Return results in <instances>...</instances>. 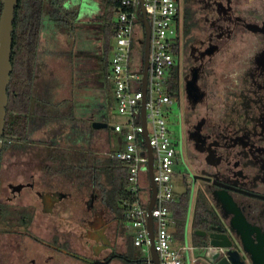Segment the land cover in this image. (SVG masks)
Instances as JSON below:
<instances>
[{"label": "flooded vegetation", "instance_id": "obj_1", "mask_svg": "<svg viewBox=\"0 0 264 264\" xmlns=\"http://www.w3.org/2000/svg\"><path fill=\"white\" fill-rule=\"evenodd\" d=\"M178 5V85L190 88V97L177 99L179 135L172 140L185 167V190H194V198L201 193L218 218L212 230L198 231L226 234L247 264H264V0H178ZM142 38H135L141 47ZM17 163L7 178L19 166L28 170L25 162ZM27 170L20 169L22 178L5 189L1 183L0 264H62L59 254L80 264L125 261L114 249L99 259L72 252L77 217L87 233L98 216L96 230L106 237L107 188L72 169L57 171L64 185L54 179L46 184ZM62 216L73 224L71 231L56 227ZM191 217L185 230L190 241ZM29 237L44 247L29 250Z\"/></svg>", "mask_w": 264, "mask_h": 264}, {"label": "built area", "instance_id": "obj_2", "mask_svg": "<svg viewBox=\"0 0 264 264\" xmlns=\"http://www.w3.org/2000/svg\"><path fill=\"white\" fill-rule=\"evenodd\" d=\"M127 11L118 13L119 28L114 39L109 79L113 88L118 112L126 118L124 124H116L113 131L119 133L123 144L110 150L107 156L126 164L129 170V190L136 194L133 203H127L128 231L134 237V245L147 253L150 264V238L148 231V205L152 198L150 175V148L152 149L153 174L156 184V200L152 215L155 228V248L159 264H188L195 246L184 240L175 244L172 227L175 223L170 204L176 200L175 164L178 149L167 127V113L171 105L186 90L178 85L177 96L169 94L170 78L176 67L179 44L180 11L178 0H143L150 24V54L146 94L143 91L142 74L145 67L144 45L135 48L136 32L145 37L144 26L139 20L140 0H120ZM142 38V39H143ZM141 39V40H142ZM140 40V41H141ZM146 99L145 117L148 140L142 124L143 100ZM169 112V111H168ZM207 258L216 251L210 244L201 247Z\"/></svg>", "mask_w": 264, "mask_h": 264}, {"label": "trees", "instance_id": "obj_3", "mask_svg": "<svg viewBox=\"0 0 264 264\" xmlns=\"http://www.w3.org/2000/svg\"><path fill=\"white\" fill-rule=\"evenodd\" d=\"M69 9H67V7ZM80 2L73 0H18L15 9L13 46L11 60L13 70L11 81L8 85L9 103L5 130L3 134V153L13 147L27 142L30 112L34 100L35 85L37 79V67L39 61L40 47L42 43V32L45 24L57 25L61 23L67 30L69 38H73L69 44L74 50L76 41L81 33L88 31L80 20ZM3 4L0 0V11ZM120 0H101V14L99 15L100 42L99 51L95 53L101 74L106 84H110L109 72L111 57L115 43V33L119 28L118 13L127 11ZM1 16V13H0ZM83 31V32H82ZM71 36V37H70ZM135 48L142 47L135 41ZM73 53V51H72ZM142 53V57H143ZM178 74L174 67L170 78L169 94L177 96ZM1 168V164H0ZM109 189H107L108 204L115 213L121 230H127L129 219L126 216L127 203L136 200V194L129 190V170L126 164L120 160L107 158L103 165ZM191 189L188 187L184 192L177 194L169 208L175 221L172 232L176 241L182 243L185 240V230L190 205ZM218 223V218L207 199L199 193L193 202L191 217L192 230L210 231ZM129 253L122 256L126 264H150L148 257L139 253L141 248L134 245V237L129 234ZM192 244L196 247L208 245V238L192 234Z\"/></svg>", "mask_w": 264, "mask_h": 264}, {"label": "crops", "instance_id": "obj_4", "mask_svg": "<svg viewBox=\"0 0 264 264\" xmlns=\"http://www.w3.org/2000/svg\"><path fill=\"white\" fill-rule=\"evenodd\" d=\"M58 43L54 44L53 47H56ZM62 46L65 45L62 44ZM72 51L74 50L70 47L69 51L62 52L63 55H60L62 58L58 59L59 64L63 65V71L71 74L69 91L63 89L56 80L52 82L51 80H43L39 75H41L42 65L46 63V60L38 61L28 140L21 143L20 148L27 160L31 159V154L34 155L36 150L37 158L33 160L32 164L36 163L37 178L41 177L44 183L47 184L49 180H53L57 171H63L67 168L72 169L76 175L81 172L91 176V178L93 177V179L96 178V181L94 180L95 186V184L100 185L99 179L103 175L105 176L103 165L108 158L107 154L110 150L121 147L119 141H122V137L115 131L118 136L112 134L113 129L110 126L107 128L93 127L94 121L108 124L111 108L107 90L108 88L111 89L112 86L104 81L97 58L92 53V57L87 56L88 60L79 63V57L73 56ZM51 71L54 77L58 74L60 76L58 71H53L52 68ZM82 78L90 79L92 84L97 87L99 99L94 102L93 100L84 102L80 98L78 99V96H74L73 89L74 87L78 88ZM111 98L115 102L114 93H112ZM65 121H69V124H65ZM67 129L70 130V134L66 135L70 144L62 146L65 143L63 140H59V145L52 142L53 139H64L63 135ZM61 146L65 149H62ZM58 149H61L60 155L62 156L55 154ZM67 153H70L71 156H66ZM28 162L25 163L29 165ZM35 171L30 170L33 174ZM188 240L192 243V238L190 241L188 237ZM175 244L179 246L181 243L175 241ZM195 248L202 249L196 246ZM202 261L209 264L202 259V255L196 256L192 264H202Z\"/></svg>", "mask_w": 264, "mask_h": 264}, {"label": "rangeland", "instance_id": "obj_5", "mask_svg": "<svg viewBox=\"0 0 264 264\" xmlns=\"http://www.w3.org/2000/svg\"><path fill=\"white\" fill-rule=\"evenodd\" d=\"M81 0H73V2H80ZM97 3L100 5V8L98 10H92L88 17L85 18H80L79 23L81 25H84L83 27L88 29V31L83 32L80 34L79 39L76 41L74 48V51L72 53L73 56L79 57V63L82 61H86L87 56H95L94 53L98 52L99 46L101 45L100 42V26L98 25L99 23V15L101 14V0H97ZM67 9H69L68 6H66ZM1 13V11H0ZM140 29L136 32V38L141 37L143 35V32ZM65 29L64 25L61 23H57V25H52L50 26L49 24H45L42 32V43L40 47V54H39V61H45L42 65V71L41 75H39L43 80H51L54 81L56 80L57 83H60V86L63 87V89H66L69 91V81L71 74L68 73L67 71H63L62 67L63 65L59 64L58 62L59 58H62L60 55H63L62 52L65 53L69 51L70 43H72L73 38H69L67 32ZM71 37V36H70ZM57 44V48L53 47L54 44ZM64 44L65 46H62ZM60 46V47H59ZM93 55H92V54ZM68 54V53H67ZM77 59L75 60V62ZM48 63V64H47ZM96 63V61H94ZM79 67V65H78ZM51 68L53 71H58L60 73V76L56 75L54 77L53 72L51 71ZM53 76V78H52ZM95 76V75H94ZM52 78V79H51ZM95 83V82H93ZM74 96H78V99L80 98L81 101L84 102H90L93 100V102L97 99H99V91L95 85L92 84L90 79L87 78H82L81 81L79 82L78 88L74 87ZM113 88H108L107 90V95L110 98V114L108 117V125L110 127H113L116 124H124L126 121V118L119 114L118 112V105L116 101L114 102L111 98V95L113 93ZM185 98V94L183 93L182 99ZM171 109L166 111V121H167V127L170 131L171 137L178 138L179 135V107H178V100L176 99L174 104L170 106ZM65 124H69V121H65ZM74 132V130H73ZM64 139H53V143L59 145V140L65 141V143L62 144V146L70 144L69 139L66 137V135L70 134V130L67 129L66 132L64 133ZM112 134H115L114 131H112ZM117 135V134H115ZM118 136V135H117ZM39 140H46V139H39ZM120 140V139H119ZM73 144V143H72ZM123 144V141H119V145L121 146ZM61 146L62 149H65ZM61 150V149H60ZM59 149L57 150L56 155H60L61 151ZM67 150V149H66ZM34 155H32L31 159L29 158L28 160L26 159V155L22 152L21 148H12L3 153L2 159H1V177H2V188L5 189V186L11 182L12 179L18 178L21 174L20 169H26V167H21L19 166L18 172H16V176H10L7 178V174L10 168V165L12 163H17L19 161L23 162H28V172L30 170H36V165L32 164L33 160H36V150L34 151ZM62 156V155H60ZM66 156H71L70 153H67ZM18 164V163H17ZM34 165V166H33ZM21 167V168H20ZM12 168V166H11ZM17 169V168H16ZM175 169L177 171H180L181 174L179 173L178 176H176L174 183H175V191L176 193L180 194L185 190L184 182H183V172L185 170V167L183 163H177L175 164ZM60 171V170H59ZM58 171V172H59ZM58 172L55 173V182L56 184L59 185H64L67 183L64 179L60 178L58 175ZM22 176L20 177V179ZM79 180V179H78ZM54 182V183H55ZM99 183L102 187H105L109 189V185L105 179V176L103 175L102 178L99 179ZM97 186V185H96ZM95 186V187H96ZM109 206V205H108ZM80 209H78V215L80 214ZM107 211V223L105 226L108 224V228L105 231L107 233L106 237L104 238L103 232H98L97 225H98V220L100 219L98 216L92 218V222L90 223V228L87 229V233L85 231V226L84 223L79 221L80 219L77 217V224L76 228H73V224L69 226L68 222L65 221L63 222L62 220L66 218V216H62L61 220L56 221V227L60 229L61 232H69L73 228L71 233L76 232L75 234V242L76 244L72 246V252H76L79 255L86 256L90 259H99L105 257L108 252L111 249L116 250L117 253L119 254H127L130 251L129 244L126 243V238L129 237V231L128 229L126 231H122L121 227L118 223V221L115 218V213L113 212L112 208L109 206L106 209ZM61 217V216H60ZM86 233V234H85ZM101 239L104 240V244H102ZM28 249L29 250H37V249H42L44 246L39 244L38 242L35 241V239L28 238ZM74 241V240H73ZM45 245V244H44ZM143 257H147L146 252H141L139 253ZM199 255H204L203 250L200 248H195L193 250V255H192V260L196 258V256ZM60 262L62 264H80V261H77V263H73L71 257L65 256L63 254H59ZM106 264H126L123 259L120 258H115L113 259L110 263Z\"/></svg>", "mask_w": 264, "mask_h": 264}, {"label": "water", "instance_id": "obj_6", "mask_svg": "<svg viewBox=\"0 0 264 264\" xmlns=\"http://www.w3.org/2000/svg\"><path fill=\"white\" fill-rule=\"evenodd\" d=\"M141 1V10L138 9V17L145 30V37L140 41L144 45V60L145 67L142 72L144 75L143 79V91L146 94L147 90V81H148V65H149V54H150V24L147 19V13ZM3 4L1 16H0V162H1V153L3 148V134L6 124L7 116V106L9 103L8 96V85L11 81V73L13 70V64L11 60L12 46H13V32H14V20H15V9L18 4V0H1ZM81 9H80V18L88 17L89 13L92 10H98L100 5L97 3V0H81ZM186 94L190 97V88L186 86ZM145 104L146 99L143 100L142 108V124L145 128V137L148 140V134L146 131V117H145ZM94 128H107L109 125L107 123H100L98 121L93 122ZM113 129V127H111ZM150 181L152 185V198L148 205V231L150 238V255L151 263L159 264V255L155 248V228H154V218L152 211L154 208L156 200V184L154 182L153 174V158H152V149L150 148ZM0 190H1V180H0ZM193 198L194 190L191 193V200L189 205V212L187 218L186 229L190 223V217L193 207ZM217 231L220 228L216 229ZM197 235L208 238V244L216 249L210 258L204 254L202 259L209 264H247L246 257L243 251L237 246L238 243L234 241L230 236L218 232H204V231H195ZM187 239V233H186ZM187 263L191 264V259L187 256Z\"/></svg>", "mask_w": 264, "mask_h": 264}]
</instances>
